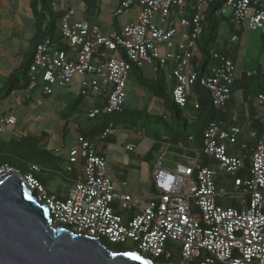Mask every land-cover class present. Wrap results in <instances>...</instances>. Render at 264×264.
Wrapping results in <instances>:
<instances>
[{
    "label": "built area",
    "instance_id": "2783aa9c",
    "mask_svg": "<svg viewBox=\"0 0 264 264\" xmlns=\"http://www.w3.org/2000/svg\"><path fill=\"white\" fill-rule=\"evenodd\" d=\"M211 1L119 0L114 16L134 3L139 12L134 22L108 33H102L96 23L79 19L69 8L56 23L60 41L45 37L35 43L27 91L40 88V95H50L54 87L65 88L79 76L81 94L93 92L97 96L96 105L90 104L87 110L88 118L120 112L135 63L139 68L148 66L153 74L169 67L176 105H186L187 87L198 81L209 91L212 104L225 108L232 99L234 81L254 72L237 69L228 56L218 53H212L217 65L202 78L190 64L205 22L202 10ZM154 13L172 24H156ZM220 14L229 16L237 30H260L264 35V7L259 0H226ZM175 25L182 28L177 43L173 42ZM228 40L231 47L238 37L229 35ZM117 51L124 57L114 56ZM257 101L264 102V95H258ZM194 107L199 106L195 103ZM0 121L15 124L16 117L8 114ZM110 127L97 139L112 133ZM240 135L243 138L238 146ZM75 136V142L66 148L67 170L75 165L81 172L65 196L48 194L31 173L22 175L38 202L47 207L52 224L111 244H129L127 250L164 262L175 256L176 264H264V128L245 134L234 126L209 123L203 131L201 150L191 144L174 150L170 143H164L154 156L150 172L153 189L139 198L122 192L107 176L106 159L94 141ZM248 138L253 143L248 174L238 176L244 169L246 156L241 149L247 147ZM124 147L130 152L136 149L134 143ZM203 158L208 163L203 164ZM220 173L231 176L233 192L218 189ZM10 174L19 173L9 165H0V179ZM120 185L124 187L126 182ZM224 199L233 204L218 202Z\"/></svg>",
    "mask_w": 264,
    "mask_h": 264
},
{
    "label": "trees",
    "instance_id": "16d2710c",
    "mask_svg": "<svg viewBox=\"0 0 264 264\" xmlns=\"http://www.w3.org/2000/svg\"><path fill=\"white\" fill-rule=\"evenodd\" d=\"M80 1L86 5L89 13L97 12L99 9L97 0ZM53 2L54 0H32V7L38 6L40 8L41 21L44 22L42 23L40 20H37V32L33 41V47L35 43L45 37L55 38L54 30H56V23L63 12L54 11L52 8ZM225 2L226 0H213L207 2L203 7L202 11L204 13L205 22L202 33L195 41V47L192 50L193 57L190 59V64L197 71L199 78L209 75L211 68L217 65L218 59L214 58L212 53L226 55L235 64L238 47L235 46L236 43L229 47L228 39L220 43L219 29L221 24H225L227 35H237L238 39L240 32L245 29H235L231 23L230 17L220 14V9ZM259 2L262 3L264 7V0H259ZM261 39L264 40V35L262 34ZM57 40L60 41L59 38ZM32 52L29 58L21 65L17 74L9 77L0 87V103L16 92L27 90L29 82L27 71ZM114 56L120 58L124 57L121 51L115 52ZM166 69H168V67L163 69L160 68L155 73L154 77H146L142 69L137 67L134 63L129 77L132 76L139 86L152 98L161 101L162 108L168 113L171 123L168 122L165 115L152 114L148 108L127 109L123 106L120 112L100 114L93 118L87 117V119L91 120L100 116V120L88 128L76 127L74 131L75 135H83L94 142L112 141V133L103 140H99L97 137L105 128H108L109 125H111L110 128L112 131L117 130L118 126L129 125L134 128V131L141 132L142 134L145 132L147 135L152 134L154 142L151 145L148 155V157L151 158L166 142L170 143L174 150H178L179 145L188 146L189 144L193 145L196 150H201L203 131L209 123L217 124L223 128L234 126L245 134L248 133L250 129L260 131L264 128V102L258 103L257 101L258 95H264V73H262L260 69L255 72V79L253 75L251 77L242 75L234 81L231 88L233 96L225 108L215 107L211 102L209 91L198 81L187 87L189 96L186 105L183 107L176 105L171 95L174 81L170 79V74L168 75ZM41 96L46 97L49 95ZM96 99L97 96L93 92H87L82 95L80 90H78L77 98L68 106V113L62 115V119H64L61 126L62 143L68 133V120L72 117L70 113L76 112L78 106L87 101H89V104L96 105ZM27 101L28 100L24 102L25 105H27ZM195 103L198 104V108L194 107ZM103 104L104 102L101 106ZM98 105L100 106V104ZM8 112L10 113V111H7V113ZM195 112H197V114H195ZM84 114L87 115V112ZM5 115L4 112H0V119H3ZM189 120L194 121L190 126L188 125ZM18 121V117H16L15 124L0 121V135L3 125L6 124L13 127ZM154 127L157 129V133L153 132L152 128ZM48 136L49 133L44 130H38L36 132L35 128L31 125L30 128H27V124L23 125L21 129H12L9 134L5 136L6 138L0 139V165H9L15 168L21 175L27 173L33 174L48 194H54L45 187V181L51 179L52 174L57 173L62 175L70 188L76 181L80 172L77 171L76 167L78 166L75 165H71L69 167L70 169L67 170L69 161L68 152L65 147L63 148L66 152L65 155L62 154L60 148L46 150L47 142H44L43 139H46ZM242 138V135H240L237 143L238 146L241 145ZM252 144V139L248 138L247 147L241 149V153L245 155L246 158L244 159V169L238 176H246L248 174V156L251 153ZM202 162L203 164L208 163L205 158L202 159ZM234 177H237V175ZM66 194L56 195L62 197ZM101 242L108 248L122 251L127 250L119 243L111 244L103 239ZM145 257L152 259L155 264L164 263L163 259L160 258Z\"/></svg>",
    "mask_w": 264,
    "mask_h": 264
},
{
    "label": "rangeland",
    "instance_id": "374dc122",
    "mask_svg": "<svg viewBox=\"0 0 264 264\" xmlns=\"http://www.w3.org/2000/svg\"><path fill=\"white\" fill-rule=\"evenodd\" d=\"M77 4V0H73L70 6L74 5L77 17L79 16L82 18L85 14H83V7H87L85 4L82 5L83 7L79 4L77 7ZM225 28V24H221L219 29V36L222 35L221 40L226 37L224 35ZM54 35L55 38H59L57 30H54ZM260 36V30L247 31L243 33L241 40L237 42L238 56L236 62L239 64L240 69L254 72V79L255 72L258 69L264 73V40H262ZM142 70L143 72H146L147 67L144 66ZM79 79L80 77L76 76L65 88L54 87L53 93L46 97L40 96V88H37L36 91L34 90L33 92L27 91L26 97L24 98L21 97L24 95L23 91L18 93L19 97L16 98L18 103L28 97H33L34 99L27 105L17 104L18 107L14 106L12 108V111L19 117L20 120L13 127L3 125L1 135L7 136L12 129H19L21 121H24L27 124V128H30L31 125L35 128V130H44L49 133V136L46 137V139H43L44 142H47L46 150L60 148L61 152H63V147L65 146L63 143L66 142L67 145H71L75 142V127L88 128L100 120V116L96 119L90 120L87 119V116L84 114L90 107L89 101L79 105L76 112L70 113L72 117L69 118L68 122L71 127V131L67 133L64 138V142L62 143L61 126L64 122L62 115L68 113V106L71 105L78 96ZM35 98H39L41 104L37 103ZM156 101L157 99L152 98L148 93H146L132 76L129 77V80L127 81V96L124 107L127 109L148 108L152 114L162 116L165 115L168 122L171 123L168 113L162 107H156ZM158 103L160 104V102ZM195 114H197V112H195ZM40 118H42V120ZM193 123L194 121L192 120L188 121L189 126ZM152 130L153 132H158L155 127L152 128ZM140 133L141 132L134 131V128L129 125H122L118 126L117 130L112 132V141H96L98 148L101 151H106L104 152L106 153L107 176H110L113 181L115 180L116 182H120L125 180L128 183L127 186L123 188V192L125 190L129 192V189L131 188L138 190L139 187L145 183L148 172L150 173L153 168L154 156L156 153H154L151 158H149L148 155L151 145L154 142V137L152 134H145V132L143 134L141 133V136H139ZM128 141H134L136 143V149L132 152L125 150L124 145ZM62 154L65 155L66 152ZM45 182L47 190L54 194H66L69 189V184L65 182L62 175L57 173L52 174L51 179L46 180ZM216 185L219 190L224 189L227 193H230L231 191L233 192L231 176L227 174H218ZM127 191H125V193H127ZM218 202L223 206H227L231 203L233 204V201H229L227 199ZM124 248L130 249L131 246L127 244ZM177 262V257L173 256L170 261L158 264H176Z\"/></svg>",
    "mask_w": 264,
    "mask_h": 264
},
{
    "label": "water",
    "instance_id": "95a60500",
    "mask_svg": "<svg viewBox=\"0 0 264 264\" xmlns=\"http://www.w3.org/2000/svg\"><path fill=\"white\" fill-rule=\"evenodd\" d=\"M0 264H155L134 250L54 225L21 174L0 179Z\"/></svg>",
    "mask_w": 264,
    "mask_h": 264
},
{
    "label": "crops",
    "instance_id": "0c3cea01",
    "mask_svg": "<svg viewBox=\"0 0 264 264\" xmlns=\"http://www.w3.org/2000/svg\"><path fill=\"white\" fill-rule=\"evenodd\" d=\"M72 1L73 0H54L52 8L54 11H57V12H59V11L65 12L67 9L72 8L75 10V15L77 16L76 9H75L74 5L70 6ZM118 1L119 0H97L98 8H99L98 11L97 12L95 11L93 13H89L87 8L82 6L83 3L80 0H77V2H78L77 7L80 4L84 8L83 14L85 13L82 18L79 16H78V18L85 20L87 23L98 24L102 33H108L111 31H120L124 25L131 23V22H134L136 20L138 12H139V6L137 5V3H134L129 9L123 11L122 14H120L118 16H114L113 12L118 5ZM31 4H32V0H0V87L5 83V81L9 77L17 74L21 65L29 58V55L32 52L33 41H34V38H35V35L37 32L36 31V27H37L36 23H37V20L41 21L42 19L40 17V8L38 6L32 7ZM88 13H89V15H88ZM161 18L162 17L159 13H154L153 21L156 24L163 26V27H168L172 24L169 19H166V21L164 22V21H161ZM42 23H44V22H42ZM42 26H43V24H42ZM175 26L177 28V33L173 38V42L177 43L180 40V32L182 31V28L178 25H175ZM245 32H247V30H242L240 32L238 41L241 40V37H242L243 33H245ZM224 35L226 37L223 38V40L228 39L227 28H225V34ZM221 36H219L220 40H221ZM223 40H221L220 43H222ZM235 46L238 47V44L236 43ZM232 50H233V48H232ZM237 51H238V48H237ZM237 53L238 52H236V61H237V56H238ZM236 61H235V65H236L237 69L242 70L239 68V64H237ZM144 66H142L140 68L142 69ZM145 67H147V70H146V72H144V75L146 77H154L155 73L153 74V72L149 69L148 66H145ZM168 69H169V67H168ZM168 69H166L167 73L170 74ZM33 91L34 90H32V92ZM35 91H36V89H35ZM26 92H27V90L23 91L24 95H22L21 97H23V98L26 97ZM18 93H21V91L10 95L8 98L4 99L0 103V110L2 112H4L6 115L10 114V115H13L15 117H18L12 111V108L14 106L18 107L17 104H19V105L24 104V102L26 100H28L27 104H29V102L34 99L33 97H28V98H25L26 100L24 99L23 101L18 103V100L16 99L19 97ZM126 96H127V87H126ZM35 99L37 101L39 98H35ZM125 101H126V99H125ZM158 102H160V104ZM156 107H162L161 101H159V100L156 101ZM7 111H10V113L9 112L7 113ZM40 119L42 120V118H40ZM18 120H20L19 117H18ZM24 123L26 124V122L21 121V123L19 125V129H21L23 127V125H25ZM6 126H9V125H6ZM67 129H68V133H69L71 131V127L69 126V122H68ZM74 129H76V127ZM74 129H72V130H74ZM37 131L38 130H36V132ZM139 136H141V135H139ZM1 138H6V137L3 135H0V139ZM126 143H134L136 145V143L134 141H128ZM63 144L65 145L64 146L65 149L70 146V145H67L66 142ZM94 144L97 147L99 153L102 156H104L106 159V155H105L106 151L105 150H104L105 152L101 151L98 148L96 142H94ZM55 149H58V148H55ZM62 153H65V151L63 150ZM76 169L78 172H81V167H76ZM108 177L112 180V178L110 176H108ZM147 179H148V181H147ZM122 181L126 182L125 180H122ZM122 181H120V182L119 181L116 182L115 180L113 181L114 184L116 185V187L118 189H120L121 191L128 184L126 182V186L122 187L120 185V183ZM152 189L153 188L151 185L150 173L148 172L145 183L142 184L138 190L131 188V189H129V192L127 190H125V191H127V193L131 194L134 198H139L142 195H146L149 192H151Z\"/></svg>",
    "mask_w": 264,
    "mask_h": 264
}]
</instances>
